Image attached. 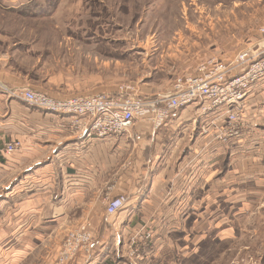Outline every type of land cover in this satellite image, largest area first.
Returning <instances> with one entry per match:
<instances>
[{
    "label": "crops",
    "instance_id": "0c3cea01",
    "mask_svg": "<svg viewBox=\"0 0 264 264\" xmlns=\"http://www.w3.org/2000/svg\"><path fill=\"white\" fill-rule=\"evenodd\" d=\"M27 88L0 73V138L23 144L12 157L0 153V202L20 203L25 219H47L58 231L88 222L102 232L94 247L112 240L121 254L144 239L156 248L148 264H220L224 242L235 252L251 237V222L264 210V81L251 88L241 133L228 143L213 140L225 126L222 112L203 120L193 106L158 129L140 121L122 137L91 139L71 117L10 94ZM206 124L209 134L201 135ZM121 195L129 197L126 208L107 217L106 204Z\"/></svg>",
    "mask_w": 264,
    "mask_h": 264
},
{
    "label": "rangeland",
    "instance_id": "374dc122",
    "mask_svg": "<svg viewBox=\"0 0 264 264\" xmlns=\"http://www.w3.org/2000/svg\"><path fill=\"white\" fill-rule=\"evenodd\" d=\"M262 39L264 0H0V73L61 97L113 94L125 83L145 96L166 92L203 63L230 65ZM19 205L0 202V264H148L156 249L144 239L123 246L124 256L112 240L94 247L102 232L93 224L58 231L47 219H25ZM262 212L235 252L224 242L220 264L264 256Z\"/></svg>",
    "mask_w": 264,
    "mask_h": 264
},
{
    "label": "built area",
    "instance_id": "2783aa9c",
    "mask_svg": "<svg viewBox=\"0 0 264 264\" xmlns=\"http://www.w3.org/2000/svg\"><path fill=\"white\" fill-rule=\"evenodd\" d=\"M260 46L256 44L239 52L230 65H216L214 60H209L203 63L198 73L177 78L168 91L155 96L140 94L130 83L107 95H75L57 99L31 88L16 89L10 94L21 98L33 109L71 117L73 125L82 127L83 135L91 139L122 137L140 121L158 129L171 119L173 112L189 106L197 109V118L205 116L203 120L207 119V115L221 111L225 126L213 140L228 143L241 133L251 88L264 81V50ZM209 131L210 127L206 124L201 129V135H207ZM22 147L19 140L6 142L0 138V153L7 158ZM128 201L127 195L110 199L106 204L107 217L125 209ZM150 237L149 233L145 235L147 240Z\"/></svg>",
    "mask_w": 264,
    "mask_h": 264
}]
</instances>
